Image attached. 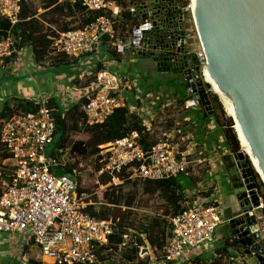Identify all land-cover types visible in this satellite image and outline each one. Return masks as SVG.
Segmentation results:
<instances>
[{
  "label": "built area",
  "instance_id": "obj_1",
  "mask_svg": "<svg viewBox=\"0 0 264 264\" xmlns=\"http://www.w3.org/2000/svg\"><path fill=\"white\" fill-rule=\"evenodd\" d=\"M64 1L79 3L87 11L99 12L101 15L83 28L53 30L49 38L52 55L76 59L96 51L102 40L116 56L128 51L135 55L147 51L144 41L153 30V22L145 16L141 1L125 10L119 0ZM21 5V0H0V18L5 19L13 28L20 22ZM178 8L184 14L190 13L194 25L190 4ZM122 11L137 21L125 33L124 39H120L116 31L123 19ZM184 31L185 50L187 54L195 56L199 78L204 84L207 66L205 53L199 40L196 49H187L186 42L190 32L187 29ZM179 46L180 42H177L176 47ZM15 48L9 30L0 39V61L10 59ZM183 85L188 98L181 105L178 104L179 110L188 111L201 107L194 94V80H187ZM137 86L135 80L120 76L107 68L97 71L88 102L81 107L85 123L103 124L120 108L137 113L134 109L136 104L133 105ZM138 116L148 136H152L150 121L142 119L139 114ZM55 130L53 110L46 101L39 103L34 112H17L2 121L0 145L12 162L13 170L10 183L0 195V232L30 237L42 256L56 264H100L97 251L107 247L109 238L116 231L117 221L95 219L85 212L88 196L77 194L75 170L71 174L64 172L69 162L78 158L66 147L50 150ZM156 138L148 150L140 145V136L136 132L100 146L97 155L100 168L96 177H109L110 182L104 186L98 185L99 191L103 193L108 187L122 185V173L129 174L130 181L188 176L191 163L180 151V146L186 141L182 134L177 132L176 135H171L164 132ZM62 171L63 174L59 175L58 172ZM256 212L252 210L255 225L250 226L251 232L258 231L259 228L260 217ZM168 221L171 234L163 249L165 264L179 263L189 250L209 247L215 241L216 229L223 225L215 198L207 202L186 204L181 213L170 217ZM138 237L134 232L128 231L123 235L116 252L137 247ZM149 249L140 248L138 258H143Z\"/></svg>",
  "mask_w": 264,
  "mask_h": 264
},
{
  "label": "crops",
  "instance_id": "obj_2",
  "mask_svg": "<svg viewBox=\"0 0 264 264\" xmlns=\"http://www.w3.org/2000/svg\"><path fill=\"white\" fill-rule=\"evenodd\" d=\"M123 1L125 5L129 3V6L139 1L143 2V0ZM22 2H24V12H27V18L23 20V35L29 33L35 34L36 37L44 35L46 40L49 41L53 30H59L57 23H64L68 28L77 25L74 19H78L79 14L74 10L73 16L64 17L67 9L66 6L62 5L64 2L69 4L68 1L22 0ZM69 7L72 11V6L69 5ZM58 8L59 10H57ZM124 14L121 15L122 21L125 19ZM131 21L128 22L131 24ZM7 24L9 25L5 19L0 18V32L12 31L14 27L12 28L10 25L7 27ZM192 39L193 36L187 38V49H196L197 44H194L191 41ZM15 49L16 51L10 59L0 61V123L6 115L9 116L16 112V105L19 101L30 102L34 105L46 101L48 107L53 110V115L56 110L66 111L70 107L80 104V100L86 94L89 93L86 97L90 96L93 88L92 82L80 87L77 85V81L88 77L91 74L89 70L98 65L114 71L120 76L130 77L132 80L140 77L139 71L133 66L135 61L131 60V57L135 54L128 51L121 56H116L104 40L100 42L96 51L91 54L76 59L60 55L66 59L64 60V66L53 62V58L61 57H51L48 53L49 49L42 56L34 54L30 45ZM36 49L40 50V48ZM136 99L133 102V105L136 104L134 109L137 113L135 114H139L147 122L150 121L152 128L155 124L156 115L154 116L151 111H143L144 114H142V107H139ZM201 110H203L202 107L184 111L182 114L185 115L178 121L172 123L167 121L166 124L170 126V129L173 127L176 129L175 132L174 130L173 132H168L169 130L164 132L171 135H176L179 132L186 140L180 146V151L187 156L188 161L191 163L190 168L192 167V172H189L188 176H184L187 180L184 193L191 201H185L183 206L185 207L186 204L196 201L207 202L211 198H215L221 220L228 223L230 219L241 213L239 202L236 199V195L240 191L232 187L234 183L239 181L240 175L235 165L234 155L229 153L224 137L216 129L212 119H202L200 117ZM184 127H193L194 133L184 131ZM228 157H230V160ZM230 164H233L232 168L229 167ZM12 170L13 164L0 145V195L10 183ZM235 178L238 180L235 181ZM136 235L145 242L142 236ZM224 241L225 239H218L214 243L223 246ZM212 244L205 249L187 251L181 261L176 264H192L197 258L205 257L210 252L213 253ZM145 245L149 247L146 243ZM131 248L104 256L100 264H138L141 259L138 256L132 258L128 252ZM228 251L231 254L230 264H258L252 256L245 255L242 248L239 250L228 248ZM145 256L146 264H165L163 261L156 260L151 249ZM213 256L215 255L213 254ZM0 264L56 263L42 256L40 249L30 237L19 233L0 232Z\"/></svg>",
  "mask_w": 264,
  "mask_h": 264
},
{
  "label": "water",
  "instance_id": "obj_3",
  "mask_svg": "<svg viewBox=\"0 0 264 264\" xmlns=\"http://www.w3.org/2000/svg\"><path fill=\"white\" fill-rule=\"evenodd\" d=\"M190 2L195 8L193 21L197 37L206 56V72L233 102L238 125L261 174L251 165L252 169L264 185V0ZM141 5L145 16L153 22V30L144 41L147 51L137 56L150 57L157 71L177 72L183 84L193 79L194 94L211 116L210 86L201 82L196 58L185 50L183 11L173 0H143ZM177 42H180L179 47H176ZM234 161L240 179L232 187L240 191L236 199L241 213L228 221L229 237L245 255L264 264V249L259 245L261 235L258 231H250V226L255 225L252 210L262 209L263 204L248 158L239 151Z\"/></svg>",
  "mask_w": 264,
  "mask_h": 264
},
{
  "label": "trees",
  "instance_id": "obj_4",
  "mask_svg": "<svg viewBox=\"0 0 264 264\" xmlns=\"http://www.w3.org/2000/svg\"><path fill=\"white\" fill-rule=\"evenodd\" d=\"M22 1V0H21ZM176 5L180 7H185L186 1L178 0L177 3L176 0H173ZM129 2H132L129 0ZM120 5L122 6V9L125 10L129 5L124 4L123 0H119ZM72 6V11L71 7ZM62 6H66L67 12L66 16L69 17L73 14V10L79 14L78 19H74V22H77V25L73 28L65 29L63 28V31L69 30V29H79L83 28L84 26L92 23L98 16L101 15L99 12H91L87 11L81 4L79 3H63ZM24 2H22L21 7V13L19 16L20 22L14 26V28L11 31V34L13 36L15 46L16 48L23 47L25 45H30L32 47V52L37 55H44L46 51L50 47V41L46 40V37L44 35H41L39 37H36L35 34L29 33L28 35H23V20L27 18V12H24ZM59 10V8L57 9ZM56 10V11H57ZM124 14L125 11H122ZM73 16V15H72ZM124 18L127 21H131V26H134L137 24V21L135 19H131L130 15L124 14ZM9 25L7 24V27ZM65 29V30H64ZM6 33L0 32V39L5 37ZM36 48H40V50H37ZM49 53V52H48ZM60 56V55H58ZM61 58H53V62L57 63V65L64 66V56H60ZM68 59V58H67ZM102 69L99 65L96 66L93 69V74L95 76L96 72ZM93 76V77H94ZM183 85V84H182ZM89 94V93H88ZM88 94H86L81 100L80 104L74 105L67 109L66 111L63 110H56L54 113V119L56 124V130L54 135V142L52 144V147L50 148L51 151H53L56 148H69L70 153L77 157V158H95L97 161V155L99 152V147L107 144L109 142H112L117 139L124 138L125 136L129 135L132 132H136L140 136V145L144 148V150H148L153 144L154 141L151 140V138L148 136L147 132L143 128L141 124V119L139 116L135 113L129 112L126 108H120L113 112V114L103 123V124H97V125H87L83 118V113L80 109L81 105H84L88 102V97H86ZM181 99H179L178 104L181 105L185 100H187V96L181 95ZM208 100L210 102L212 115L208 117V114L204 112L203 110L200 111L199 115L202 119H212L216 129L222 134V136L225 139V143L227 146V149L230 154L234 155L237 152H239V143L237 141L236 135L233 131V124L232 121L229 118H226L223 114L221 104L219 103L217 97L211 93L208 94ZM38 108V105H34L30 102L25 101H19L16 105V112H34ZM14 114V113H13ZM11 114V115H13ZM10 116V115H9ZM8 115L5 116V119L9 117ZM4 119V120H5ZM3 120V121H4ZM2 123V122H1ZM0 123V128H1ZM70 126V127H69ZM68 130L75 132L78 130H81L85 134V138L82 140H76L71 141L67 138ZM230 157H228L229 159ZM230 160V159H229ZM98 168L95 170L96 172L99 170V164ZM230 168L233 167V164H230ZM250 167V171L252 174V178L256 184V191L260 198L264 199V191H263V185L257 176V174L253 171V169ZM73 167L67 166L65 169V173L71 174ZM59 175L63 174L62 172H58ZM128 175L126 173L121 174L122 178V185L116 186V187H108L103 193H100L98 198L99 200H105L104 206L112 209H106L102 207L103 205L101 202H99L95 197H91L88 195L90 190L87 188H83L79 186V181H76L77 183V194L78 195H86L88 196L86 202L88 205L85 208V212L95 219H112L114 221H117V227L115 233L109 238L107 247L100 249L97 251V255L100 257V259H104V256L109 255L110 253H116L117 246L122 240V237L124 234H126L128 231H132L135 234H138L142 236L145 242H143L141 239L138 240L137 247L131 248L130 255L132 258H136L138 250L140 248L146 247L145 243L149 246V248L152 250L155 258L157 261H163V249L170 237V224H169V218L173 217L175 215H178L184 210L183 203L187 200H189L184 193L186 190L185 188V182H187L186 178L183 175H179L174 178L169 179H163V180H144V181H130L128 180ZM235 181L238 179L235 178ZM110 182L109 177L106 176H100L97 177V181L95 180L94 183L97 185H107ZM140 185V189L144 194L154 195L157 194L158 198L163 202V208H164V216L166 219H153L151 220L150 224L148 226H140L137 231L134 230L135 227H125L123 225V221L125 220L124 216H127L130 214V212H125L120 210L121 207V201L123 202L125 208L130 209L134 200H135V194L133 193L134 187H137ZM125 186L131 187L130 191L127 192V196H123L122 191ZM124 199V201H123ZM101 206L102 208H98L97 206ZM124 210V209H122ZM125 214V215H124ZM109 216H113V218H110ZM128 217V216H127ZM261 217L264 219V208L261 210ZM120 221V222H119ZM228 248H237L238 250L240 247L236 242L231 241L230 238L225 239L223 242V246H219L217 249H215V256L211 259H206L205 257H199L195 260L192 264H208L207 261L211 262L209 264H221V259H216V257L221 258L223 255L227 256V260L229 263V259L231 258V254L228 251ZM146 256L141 258L140 261H138V264H146L147 261L145 260Z\"/></svg>",
  "mask_w": 264,
  "mask_h": 264
},
{
  "label": "rangeland",
  "instance_id": "obj_5",
  "mask_svg": "<svg viewBox=\"0 0 264 264\" xmlns=\"http://www.w3.org/2000/svg\"><path fill=\"white\" fill-rule=\"evenodd\" d=\"M131 1L135 2V0H131ZM184 1H186V4L189 3V0H184ZM176 2L180 3L178 2V0H176ZM184 21H185L184 29L191 30L189 34L190 37L193 36V39L191 41L194 44H198L197 35L195 32L194 25L192 23V18H191L190 13L186 12L184 14ZM57 24H58L59 30H63V28L68 29L67 28L68 26L64 23H57ZM73 27H69V28H73ZM130 27H131V24L125 19L119 25H117L116 31L120 39L125 38L126 36L125 33L128 32ZM49 53L51 57L58 56V55H52L50 52V49H49ZM131 60L135 61V64L133 66L139 71L138 74L140 75L139 79L134 77L135 79H137V80L135 79L134 80L137 82V85H138L135 91V98H137L136 101L138 100L137 102L139 103V107H142V114H144L143 111H151L154 116L156 115L155 121L153 120L155 124L152 127L154 131H153L152 136H150L151 140L155 142L157 140L156 137L157 136L160 137L161 134L164 133V131L169 130L168 132H173L174 130L175 132L176 128L173 127L172 129H170V126H168L166 123L167 121H170V123L174 121H178V119H180L181 117L185 115V114H182L184 110L183 111L179 110L178 101L179 99L182 98L181 95L182 96L185 95L186 97L188 96V94L186 95L185 87L184 85H182L183 84L181 80L182 78L180 74H178L177 72L157 71L155 65L152 62V59L147 56H136L135 55L131 57ZM93 69L89 70L91 71V74L88 77H85L81 81H77L78 83L77 85H79L80 87H83L93 82L94 80ZM209 93L213 94L212 92H209ZM222 111L225 117L229 118L226 115L223 107H222ZM229 119L232 121L231 118ZM184 128H185L184 131L191 132L192 134L194 133L193 127H184ZM67 138L70 139L71 141L82 140L85 138V134L81 132V130H78L75 132L68 130ZM239 151H242L240 145H239ZM97 164H98V160L96 161L95 158L94 159L93 158H87V159H84V158L75 159L74 158L72 159V161L69 162V166L71 168L73 167L72 170H75V179L76 181H79V186L83 188L85 187L88 190H90L89 191L90 193L88 194L90 195V198L95 197L99 202L103 204L101 205L102 207L106 209H112V208H108L104 206V204L106 203L105 200H99L98 198L99 194L102 192L99 191L98 185L94 183L95 180L97 181V177L95 174V170L96 168H98ZM189 172H192V167L189 168ZM134 188L135 189H133V193L135 194V200L131 208L130 209L125 208L123 202L121 201V207H120L121 212L122 211L127 212V210L128 212H130V214L127 215L128 217L124 216L125 220L123 221V225L126 228L129 226L135 227L134 230L137 231L141 225L148 226L151 220L153 219H157V218L160 220L166 219L164 216L163 202H161L157 194H154V195L144 194L140 189V185ZM130 189L131 187L125 186L122 191L123 196L124 195L127 196V192H129ZM263 191H264V185H263ZM260 199H261V202L264 208V199L262 198ZM101 206L99 205L97 207L102 208ZM262 209H259L256 212L259 215V217H261ZM109 217L113 218V216H109ZM226 225L227 223L223 222V225H220L216 229L215 234H214L215 240L230 238L229 237L230 229L227 228ZM258 232L261 235V240L259 242V245L262 249H264V219L262 217L259 218ZM215 244L216 243L212 244L213 253L210 252L206 254L205 255L206 259L213 258L212 255L213 254L215 255V251H216L215 249H217L219 246L222 245V244H217V245ZM216 259L217 260L221 259L220 260L221 264H230L228 263L226 255H223V257L221 258L216 257ZM207 262L208 264L211 263L209 261Z\"/></svg>",
  "mask_w": 264,
  "mask_h": 264
},
{
  "label": "bare ground",
  "instance_id": "obj_6",
  "mask_svg": "<svg viewBox=\"0 0 264 264\" xmlns=\"http://www.w3.org/2000/svg\"><path fill=\"white\" fill-rule=\"evenodd\" d=\"M189 4H190V8L191 11L193 13H195V8L192 6L190 0H189ZM205 82L210 86V91L218 97L226 115L232 119V121H234L233 123V130L234 133L236 135V138L239 142V145L241 147L242 152L245 154V156L248 158V160L250 161L251 165L253 166V168L255 169V171L260 175L261 171L260 168L257 164L256 159L254 158V156L252 155V153L250 152L249 148L247 147V142L245 140V138L242 135V131L240 129V126L238 125V120H237V115H236V111H235V106L233 104V102L231 101L230 98L226 97V95L224 93H222L216 86L213 78L211 77L209 72H206L205 74Z\"/></svg>",
  "mask_w": 264,
  "mask_h": 264
},
{
  "label": "flooded vegetation",
  "instance_id": "obj_7",
  "mask_svg": "<svg viewBox=\"0 0 264 264\" xmlns=\"http://www.w3.org/2000/svg\"><path fill=\"white\" fill-rule=\"evenodd\" d=\"M178 6V5H177ZM179 7V6H178Z\"/></svg>",
  "mask_w": 264,
  "mask_h": 264
}]
</instances>
